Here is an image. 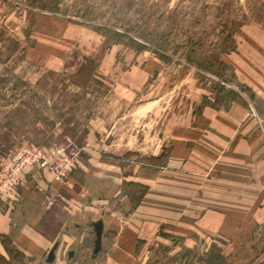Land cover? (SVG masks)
Masks as SVG:
<instances>
[{"label":"rangeland","instance_id":"374dc122","mask_svg":"<svg viewBox=\"0 0 264 264\" xmlns=\"http://www.w3.org/2000/svg\"><path fill=\"white\" fill-rule=\"evenodd\" d=\"M88 60L93 81H73ZM246 81L264 84V0H0V179L31 147L49 162L0 187L13 232L20 188L30 211L60 188L39 224L51 248L2 236L0 264H48L56 243L51 264H264L261 157L222 132L252 123L264 155Z\"/></svg>","mask_w":264,"mask_h":264},{"label":"crops","instance_id":"0c3cea01","mask_svg":"<svg viewBox=\"0 0 264 264\" xmlns=\"http://www.w3.org/2000/svg\"><path fill=\"white\" fill-rule=\"evenodd\" d=\"M242 71V69L240 70ZM243 73V71H242ZM251 86H254L255 91L264 96V84L259 81H246ZM251 117L250 113H244L243 118L244 121L247 119L248 121ZM247 125V121L245 123L242 122L238 125L231 124L229 127L226 126V129H222L226 131V134L232 132V140L233 142V155L235 158L240 161H246V159L252 157H261L259 159L260 163L258 164L261 168V174L264 175V155L261 154L260 151L263 149L262 143H260V138L256 135L255 127L252 123ZM244 133L247 134L246 137L237 138L239 134ZM258 136V137H257ZM221 147V146H220ZM27 187V186H26ZM27 189V188H26ZM60 190L59 186L57 189L54 186H51L49 189L46 187V191L43 192L42 197H40V201L35 203L32 211L28 210L29 205L31 204L29 197H25V191L23 188H20L17 192V196L21 200V215L19 218H23L22 225L19 227L17 232H13L16 223L19 220H16L12 215V210H8L6 206H0V237L14 234L13 242L14 244L23 252L24 255L35 258L43 254L44 252L51 248L53 245L52 240L47 238L42 232L39 231V224L42 222L43 218L48 213L50 206L47 205V200L51 197H55L58 195L57 192ZM264 191V190H263ZM17 197V200H18ZM264 197V192H263ZM207 213H205L203 218H206ZM208 222V221H207Z\"/></svg>","mask_w":264,"mask_h":264},{"label":"built area","instance_id":"2783aa9c","mask_svg":"<svg viewBox=\"0 0 264 264\" xmlns=\"http://www.w3.org/2000/svg\"><path fill=\"white\" fill-rule=\"evenodd\" d=\"M24 155L15 158V172L11 179H0L1 191H5V194H9L19 185V179L21 172H24L25 168H37L44 170L49 167L48 160L42 156L41 150L36 147H31L24 151Z\"/></svg>","mask_w":264,"mask_h":264},{"label":"water","instance_id":"95a60500","mask_svg":"<svg viewBox=\"0 0 264 264\" xmlns=\"http://www.w3.org/2000/svg\"><path fill=\"white\" fill-rule=\"evenodd\" d=\"M94 231H95V240H94V250L93 256H97L103 247V236L105 231V222L104 220H99L93 223ZM59 247V244L56 243L53 248L50 250L47 258V263L51 264L54 263L56 260V251ZM73 256V252L69 253V257Z\"/></svg>","mask_w":264,"mask_h":264},{"label":"trees","instance_id":"16d2710c","mask_svg":"<svg viewBox=\"0 0 264 264\" xmlns=\"http://www.w3.org/2000/svg\"><path fill=\"white\" fill-rule=\"evenodd\" d=\"M96 68V64L94 61L88 60L80 69V71L75 75L73 81H93L94 79V71ZM79 84V83H77ZM3 142L5 146L9 145L11 142V136L7 133L3 134ZM8 147V146H7ZM11 147V146H10ZM8 250V249H7ZM9 254L12 252L8 250Z\"/></svg>","mask_w":264,"mask_h":264}]
</instances>
